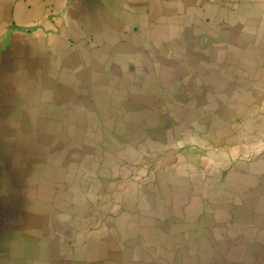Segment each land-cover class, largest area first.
<instances>
[{
  "label": "crops",
  "instance_id": "1",
  "mask_svg": "<svg viewBox=\"0 0 264 264\" xmlns=\"http://www.w3.org/2000/svg\"><path fill=\"white\" fill-rule=\"evenodd\" d=\"M0 264H264V0H0Z\"/></svg>",
  "mask_w": 264,
  "mask_h": 264
},
{
  "label": "rangeland",
  "instance_id": "2",
  "mask_svg": "<svg viewBox=\"0 0 264 264\" xmlns=\"http://www.w3.org/2000/svg\"><path fill=\"white\" fill-rule=\"evenodd\" d=\"M177 136H178L177 138L180 139V133H178ZM183 138H184V137H183ZM64 191H67V190H64ZM68 193H70V192H68ZM110 197H111V196H110Z\"/></svg>",
  "mask_w": 264,
  "mask_h": 264
}]
</instances>
